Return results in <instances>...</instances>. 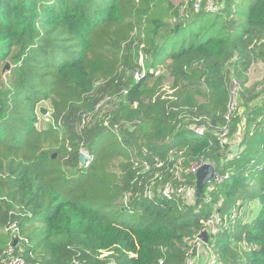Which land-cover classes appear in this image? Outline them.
Masks as SVG:
<instances>
[{
	"label": "trees",
	"instance_id": "1",
	"mask_svg": "<svg viewBox=\"0 0 264 264\" xmlns=\"http://www.w3.org/2000/svg\"><path fill=\"white\" fill-rule=\"evenodd\" d=\"M206 1L0 0V264L9 245L28 263L186 264L214 213L216 264H264V78L248 82L264 0ZM135 39L161 85L127 72ZM104 92L111 114L85 120ZM200 161L218 178L188 202Z\"/></svg>",
	"mask_w": 264,
	"mask_h": 264
},
{
	"label": "rangeland",
	"instance_id": "2",
	"mask_svg": "<svg viewBox=\"0 0 264 264\" xmlns=\"http://www.w3.org/2000/svg\"><path fill=\"white\" fill-rule=\"evenodd\" d=\"M175 1V3L177 2H181L183 1V3L185 2V0H173ZM199 3H202V0H198ZM211 0H208V4H210ZM186 3V2H185ZM132 54L133 57L136 61V64L133 66L132 69H129L127 72L134 77V78H139L141 77L145 71L147 70V68H149V71H153L152 72V78L155 81H159V84L161 85V74L163 76V81H166V77H167V73L164 71H161V67L159 68H151V67H147V64L145 63V53L144 50L141 47V43L137 42V39L134 40L133 46H132ZM16 58H13L12 61H15ZM8 62V61H7ZM248 82L249 83H253L255 81H259L262 80L264 78V63H262L261 61H256L253 62L249 68L248 71ZM152 80V79H151ZM169 80V79H168ZM152 81L149 83L151 84ZM154 84V82L152 83V85ZM233 101V99H232ZM116 99H115V95L112 92H104L102 94H100L99 96H97V100L95 102L94 108L92 110V112H88V114H86V117H84L85 120H89L92 123L98 122V123H102L105 122L107 119V116H109L111 114V112L113 111L114 105L116 104ZM40 107H43L46 109V113L42 114L40 112ZM36 116H37V121L35 122L37 124V126H47L48 124H50L52 122L51 118H50V106L49 103L46 100H42L38 103V108L36 109ZM48 152L45 151H41L40 152V156H44V155H48ZM177 165L179 166L178 162ZM172 177H176V178H180V167H178L173 173H172ZM159 187V186H158ZM157 187V189H158ZM152 189H149V191H151ZM197 194V188H191L189 190H187V192L184 193L186 201H193L194 196ZM202 253L206 254L207 250L206 249H202ZM208 257L207 255L201 260L200 264H207Z\"/></svg>",
	"mask_w": 264,
	"mask_h": 264
},
{
	"label": "built area",
	"instance_id": "3",
	"mask_svg": "<svg viewBox=\"0 0 264 264\" xmlns=\"http://www.w3.org/2000/svg\"><path fill=\"white\" fill-rule=\"evenodd\" d=\"M207 6L209 7L210 4H208V0L206 1ZM195 8L199 6V1L195 0L194 3ZM205 161L195 162L191 163L189 166V169L193 172L197 170V168ZM214 178H218L217 175L214 174ZM186 190L185 184H180L176 187H173L170 183H165V185L162 188V192L165 195H169L171 191H175L176 193H182ZM218 220H219V214L214 213L211 216H208L204 219V228L203 230L206 231L208 238H210L218 229ZM200 233L193 236L191 239V244L193 247L192 252L186 259V264H200L201 260L207 255L208 260L207 264H216V256L211 253V251L204 246L203 240L200 238ZM208 240V239H207ZM202 249H206L207 253L203 254ZM1 262L3 264H38V263H28L21 255L16 254L14 245H9L5 251H4V257L1 258ZM72 264H85L83 261L75 258L72 260ZM105 264H114L112 260H109L105 262Z\"/></svg>",
	"mask_w": 264,
	"mask_h": 264
},
{
	"label": "water",
	"instance_id": "4",
	"mask_svg": "<svg viewBox=\"0 0 264 264\" xmlns=\"http://www.w3.org/2000/svg\"><path fill=\"white\" fill-rule=\"evenodd\" d=\"M5 66H7V62L5 63ZM40 112L42 114L46 113V109L43 107H40ZM87 154L84 151L79 152V163L80 165L84 164L86 162ZM214 168L213 165L209 162H203L195 171V180H196V188H197V194H201V190L203 186H205L208 182L213 180L214 177ZM200 238L203 240V242H206L208 239V235L206 231L202 230L200 232ZM15 243V240L14 242Z\"/></svg>",
	"mask_w": 264,
	"mask_h": 264
}]
</instances>
